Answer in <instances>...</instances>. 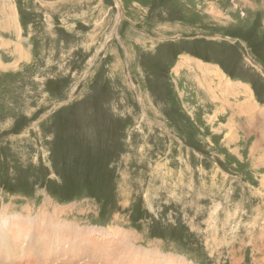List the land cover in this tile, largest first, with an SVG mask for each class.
I'll list each match as a JSON object with an SVG mask.
<instances>
[{
    "label": "rangeland",
    "instance_id": "obj_1",
    "mask_svg": "<svg viewBox=\"0 0 264 264\" xmlns=\"http://www.w3.org/2000/svg\"><path fill=\"white\" fill-rule=\"evenodd\" d=\"M85 237L264 264V0H0V264Z\"/></svg>",
    "mask_w": 264,
    "mask_h": 264
},
{
    "label": "bare ground",
    "instance_id": "obj_2",
    "mask_svg": "<svg viewBox=\"0 0 264 264\" xmlns=\"http://www.w3.org/2000/svg\"><path fill=\"white\" fill-rule=\"evenodd\" d=\"M11 12V11H10ZM218 12V11H217ZM12 15V13H11ZM12 17V16H11ZM14 17H16V15H14ZM119 18V17H118ZM11 20V19H10ZM14 20V19H13ZM12 21V20H11ZM15 21V20H14ZM237 21V20H236ZM11 23V22H10ZM13 23V21H12ZM15 23V22H14ZM13 25V24H12ZM187 60V59H186ZM183 66V65H182ZM184 67V66H183ZM198 69H201V67L197 66ZM205 68V67H204ZM262 68V67H261ZM190 69V68H189ZM178 70V69H177ZM187 70V69H186ZM206 70V69H204ZM191 71V70H190ZM216 72V71H215ZM206 73V72H205ZM208 75V74H206ZM209 76V75H208ZM205 79V78H204ZM206 80V79H205ZM204 80V81H205ZM203 81V82H204ZM208 83V82H206ZM222 84V83H221ZM226 84V83H225ZM209 84H206V86H208ZM211 86V85H210ZM219 88V87H218ZM212 89V88H211ZM247 90V88H246ZM247 91H245L244 89V95L248 96L247 95ZM214 99V98H213ZM219 100V99H218ZM230 102V101H229ZM248 103V102H247ZM251 104V105H250ZM250 106H252V103L250 102L249 103ZM222 108V107H221ZM235 111L237 112H242L243 109H242V106H237V109H235ZM243 113V112H242ZM241 114V113H240ZM248 120L249 122L251 123L252 120L248 117ZM232 123L234 124V122L232 121ZM231 123V124H232ZM250 125V124H249ZM237 128H238V125H237ZM232 135V134H231ZM16 228H17V224L13 230L14 234L17 236L18 233L20 232H17L16 233ZM114 233H121V231L117 230L116 232ZM123 233V232H122ZM27 236V233L23 234V238H21V240H23L24 238H26ZM65 239V236L64 235H57V236H53L51 234L49 235H46L45 237H43L42 240H44V244H41L43 245L45 248L46 246H48L50 241H52L55 245V243H60L62 242L63 240ZM214 239V238H213ZM14 242V240H13ZM82 242H86V245L89 246V247H92V251L90 252H85V251H82V250H78L77 252L76 251H70V250H73L72 247H67L65 248L64 246H59L57 249H55L54 251V255H51V259H49V255L47 256V253H45L44 251L42 252V254L40 255V257H47L48 261L43 263V264H48V263H55V262H59L57 264H109L108 261L111 260L112 261V264H116L117 261H114L113 260V255H114V252L113 250H110L108 245H105V244H99V243H96V240L95 239H92V240H89L88 237H85V238H82ZM32 243V242H31ZM20 244H24L23 241L22 243ZM34 244V241L33 243ZM112 244V243H110ZM49 254V253H48ZM62 255H68L66 257V259H61ZM13 257H16V254L15 253H12ZM144 256V255H143ZM32 258H35L34 256H31ZM1 258V257H0ZM140 259H145V257L143 258H140ZM83 260V261H82ZM236 260V259H235ZM172 262V261H171ZM167 263H170V260L167 259ZM35 264V263H33Z\"/></svg>",
    "mask_w": 264,
    "mask_h": 264
},
{
    "label": "crops",
    "instance_id": "obj_3",
    "mask_svg": "<svg viewBox=\"0 0 264 264\" xmlns=\"http://www.w3.org/2000/svg\"><path fill=\"white\" fill-rule=\"evenodd\" d=\"M248 95V94H247ZM246 96V95H245Z\"/></svg>",
    "mask_w": 264,
    "mask_h": 264
}]
</instances>
